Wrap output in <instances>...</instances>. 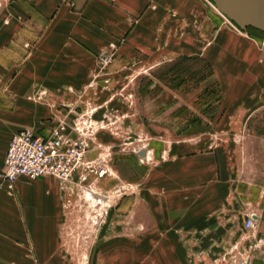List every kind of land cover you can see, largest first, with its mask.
I'll return each mask as SVG.
<instances>
[{"label": "crops", "instance_id": "1", "mask_svg": "<svg viewBox=\"0 0 264 264\" xmlns=\"http://www.w3.org/2000/svg\"><path fill=\"white\" fill-rule=\"evenodd\" d=\"M196 9L206 15L196 17ZM209 10L202 0L0 1V173L16 132L47 136L57 121H71L76 105L112 101L94 103L78 96L83 90L129 86L132 73L180 56L214 58L220 84L235 79V99H223L212 128L169 144L154 140L156 162L144 173L139 167V195L123 196L111 211L128 223L101 228L92 245L96 264H186L188 256L227 264L230 253L236 264L248 257L247 264H264V243L253 246L264 241V139L250 125L264 114L244 98L264 84V66L255 63V46L243 49L249 41L258 45L255 37L235 38L231 49L220 33L212 46L207 28L220 32L222 22ZM228 119L240 126L235 135L248 138L244 145L226 138ZM71 184L20 177L10 188L0 176V264L77 263L70 251L79 246L76 215L65 207ZM249 213L256 215L254 230L243 227Z\"/></svg>", "mask_w": 264, "mask_h": 264}, {"label": "rangeland", "instance_id": "2", "mask_svg": "<svg viewBox=\"0 0 264 264\" xmlns=\"http://www.w3.org/2000/svg\"><path fill=\"white\" fill-rule=\"evenodd\" d=\"M202 1L210 8L211 17L217 16L222 22L220 32L213 24L207 28L212 46L220 33L226 34L227 46L231 49L235 38L255 37L258 45L249 41L243 49L255 46L260 54L255 63L263 67L264 0ZM200 12L196 9V17L206 15ZM201 28L200 24H195V36ZM231 60L233 58L227 57L226 63ZM129 80L131 83L126 87L116 83L108 88L83 90L78 95L94 103V98L102 97L112 101L108 105L85 102L75 107V115L83 114L96 130L95 146L99 147L90 153L88 160H95L94 167L106 170L102 178L96 180L90 175L84 183L80 184L75 179L67 187L65 207L76 215L72 218V228L77 232L79 246L70 249L78 258L76 264L97 263L99 258H96V253L93 254L92 245L97 241V235H101V228L128 223L127 218L118 216V212L111 214V211L123 196L133 200L139 195L138 178L143 175L139 167L142 166L144 173L145 166L149 170L156 162V152L152 147L154 140L169 144L183 135L200 133L209 123L212 128L217 122L211 119L220 111L223 99L231 102L235 99V79L228 77L226 83L224 80L225 84H220L218 62L214 58L211 61L197 56L164 59L159 68L132 73ZM222 84L226 88H222ZM244 98L257 105L259 114H264V84L257 85ZM228 113L232 115V112ZM97 114H101L99 120L94 118ZM226 123L229 131L226 138L238 146L244 145L248 138L234 133V128L240 129V126L229 119ZM250 125L264 139V116L251 121ZM167 156L169 153H161L159 157ZM124 178L131 180L123 184L120 181ZM105 179L113 182L107 186L100 185ZM133 220L137 224V217ZM229 256L227 264H236L233 255L230 253ZM185 260L186 264H202L191 262L189 256Z\"/></svg>", "mask_w": 264, "mask_h": 264}, {"label": "built area", "instance_id": "3", "mask_svg": "<svg viewBox=\"0 0 264 264\" xmlns=\"http://www.w3.org/2000/svg\"><path fill=\"white\" fill-rule=\"evenodd\" d=\"M103 65L108 58H103ZM95 128L83 114L75 115L71 121L59 120L51 128L47 136H37L29 130H20L13 134L8 142L0 173L10 188L20 177L37 180L52 177L57 181L68 184L84 183L90 175L96 180L102 178L106 170L94 167L95 160H88V154L95 146ZM254 213H249L244 221L245 230L256 227ZM264 241L257 238L253 244L260 248ZM264 261V251L262 253ZM249 257L246 258V263Z\"/></svg>", "mask_w": 264, "mask_h": 264}]
</instances>
